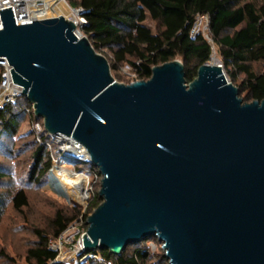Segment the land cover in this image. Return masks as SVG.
Wrapping results in <instances>:
<instances>
[{"label": "water", "instance_id": "water-1", "mask_svg": "<svg viewBox=\"0 0 264 264\" xmlns=\"http://www.w3.org/2000/svg\"><path fill=\"white\" fill-rule=\"evenodd\" d=\"M0 15V58L22 96L101 176L84 252L121 256L155 237L169 264H264V101L245 103L211 61L191 83L177 59L122 84L73 22Z\"/></svg>", "mask_w": 264, "mask_h": 264}, {"label": "trees", "instance_id": "trees-1", "mask_svg": "<svg viewBox=\"0 0 264 264\" xmlns=\"http://www.w3.org/2000/svg\"><path fill=\"white\" fill-rule=\"evenodd\" d=\"M70 5L85 11L87 25L82 32L94 49L107 57L112 72L128 64L137 81L149 80L154 67L181 59L187 83L193 82L199 68L213 57L214 47L202 34L191 36L197 18L207 15L210 35L219 48L223 69L239 87L240 98L245 103L264 101V0H70ZM148 17L158 24L157 32L145 24ZM28 108L27 101L19 99L0 109V153L11 158L24 153L30 155V164L19 188L12 186L10 173L0 166V210L5 206L6 196L1 186L7 187L6 191L10 188L9 191H14L11 202L21 211L29 205L25 188L47 184L53 168L51 153L37 143L31 131L21 137L20 141H24L21 147L14 142L24 122L33 125L36 121L27 113ZM76 170L82 168L77 166ZM96 175L85 221L102 204L97 191L101 176L98 172ZM74 213L72 216L62 210L56 213L52 236L35 231L39 241L28 251L31 264H63L58 262L60 253L50 242L58 239L79 218V212ZM151 241L162 250L158 239L153 237L129 245L121 256L103 250L88 252L82 259L88 257L86 263L90 264H169L164 252L153 251Z\"/></svg>", "mask_w": 264, "mask_h": 264}, {"label": "rangeland", "instance_id": "rangeland-1", "mask_svg": "<svg viewBox=\"0 0 264 264\" xmlns=\"http://www.w3.org/2000/svg\"><path fill=\"white\" fill-rule=\"evenodd\" d=\"M145 24L153 32H157L159 29L158 24L150 17L147 18ZM202 35L214 47L213 57L217 59L218 64L222 65L219 48L214 44L209 29L204 31ZM112 74L114 78L122 84H131L137 81V76L128 64L121 66L118 71L113 70ZM227 77L229 79L228 75ZM120 78L124 80H120ZM24 99L27 101L30 108L33 104L24 97L20 98L22 101ZM31 127L32 124L29 121L24 122L21 125L19 133L14 139L18 148L21 147L24 142L20 141L21 137L27 136ZM29 158V153H24V155L14 158L7 155L5 156L4 153H0V166L7 169L10 173L12 178L10 183L13 184L12 186H14V188L21 187L20 183L24 174L27 172L28 165L30 164V161L28 163ZM80 166L86 172L90 173V175L98 172L97 168L90 163H82ZM65 168L76 170L73 162L65 163ZM93 180L94 176H90V184ZM6 189L7 187L5 188V186H1V190L6 196L5 206L0 210V264H31L28 260V251L29 249L36 247L37 242L39 241L35 231H44L46 235L52 236V222L59 210L64 211L68 216L75 215L74 211L77 210L80 215L79 218L76 219L58 239H51V247L57 249L60 253L58 262L63 264H90L86 263L88 257L82 259V257L88 252L80 250V244H83V237L88 229L84 214L89 212L87 207L90 199L85 205H83V203H79L73 199L62 185L56 184V182L51 183V180L49 181L48 179L47 184L42 186H28L25 188L29 205L21 211H17L11 202L14 191H9L11 188L8 191H6ZM97 191L99 192L100 188L97 189ZM8 193H10L11 196L8 195ZM150 243L153 251L160 250V246L157 245V243L154 241H151ZM160 251L163 252V250Z\"/></svg>", "mask_w": 264, "mask_h": 264}, {"label": "built area", "instance_id": "built-area-1", "mask_svg": "<svg viewBox=\"0 0 264 264\" xmlns=\"http://www.w3.org/2000/svg\"><path fill=\"white\" fill-rule=\"evenodd\" d=\"M60 5H63L66 11L60 10L58 8ZM8 8H12L17 26L32 24L33 21L45 20L46 17H41V15H47L51 12H54L57 17L62 16L67 21L73 22L75 24L76 30L74 35L78 40L86 37L82 32L83 28L87 25L85 11L82 8L71 7L70 0H0V11ZM209 24V16H199L192 26L191 36L196 37L197 35L202 34L204 31L209 29ZM0 30H3L1 15ZM12 69L13 67L9 64V61L6 58H0V109L7 105L16 103L21 97H23V88L13 81L11 73ZM26 111L29 115H33V117L36 119L30 131L34 134L37 143L39 145H44L51 153L53 164V168L49 175V181L51 180V183H54L53 176L57 167H65V163L73 162L76 169V167L80 166L82 163H89L88 154H86L87 157L85 158H80L76 155V150L80 148L85 149L82 145L73 140L72 137H67L65 135L52 136L48 134L45 130L43 120H38L36 118L33 105ZM84 151L86 152V150ZM72 171L87 178L86 199L83 203V205H85V203L90 199L93 183L97 178V175L96 173L90 175V173L86 172L84 169L78 172L73 169ZM90 176H94V180L91 184ZM80 250L84 252L83 244H80Z\"/></svg>", "mask_w": 264, "mask_h": 264}, {"label": "bare ground", "instance_id": "bare-ground-1", "mask_svg": "<svg viewBox=\"0 0 264 264\" xmlns=\"http://www.w3.org/2000/svg\"><path fill=\"white\" fill-rule=\"evenodd\" d=\"M58 8L66 11L63 5H60ZM211 62L216 63L217 59L213 57ZM84 150L85 149L83 148L76 150V155L80 158L87 157V153ZM53 178V182L62 185L73 199L79 203L85 202L87 178L73 172L72 170L66 169L64 166L55 169Z\"/></svg>", "mask_w": 264, "mask_h": 264}]
</instances>
